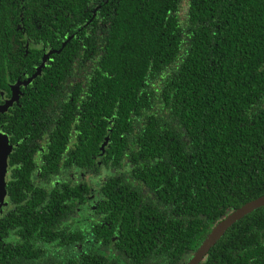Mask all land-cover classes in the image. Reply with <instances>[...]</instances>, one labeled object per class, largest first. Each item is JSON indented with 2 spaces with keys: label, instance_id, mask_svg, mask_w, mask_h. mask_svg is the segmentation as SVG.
<instances>
[{
  "label": "trees",
  "instance_id": "1",
  "mask_svg": "<svg viewBox=\"0 0 264 264\" xmlns=\"http://www.w3.org/2000/svg\"><path fill=\"white\" fill-rule=\"evenodd\" d=\"M182 2L0 0V85L42 65L47 127L0 264H188L264 195V0ZM200 264H264V205Z\"/></svg>",
  "mask_w": 264,
  "mask_h": 264
},
{
  "label": "flooded vegetation",
  "instance_id": "2",
  "mask_svg": "<svg viewBox=\"0 0 264 264\" xmlns=\"http://www.w3.org/2000/svg\"><path fill=\"white\" fill-rule=\"evenodd\" d=\"M29 46L30 43L27 42L25 47ZM18 49L21 50V46ZM40 67L42 69V65L35 64L33 72L27 69V65L23 66L24 70L19 67L14 78L10 75L5 85H0V107L7 106L5 110L0 111V155L8 149L6 193L3 197L0 196V231L5 215L9 213L13 215V211L16 210L15 200L9 194V187H18L20 175H28V187L40 184L45 177L42 171H45L46 165V114L40 95L41 90L36 85L38 77L42 75L41 69L40 73L33 77ZM89 197L91 198L89 202H81L83 204L81 208L78 206V210L85 213L86 219L91 221L95 218L93 211L97 206L93 195ZM3 235L9 236V233H0V238ZM86 235L89 237L92 232ZM113 241L115 242V239Z\"/></svg>",
  "mask_w": 264,
  "mask_h": 264
},
{
  "label": "water",
  "instance_id": "3",
  "mask_svg": "<svg viewBox=\"0 0 264 264\" xmlns=\"http://www.w3.org/2000/svg\"><path fill=\"white\" fill-rule=\"evenodd\" d=\"M40 69L34 74L35 77L40 73ZM13 100L10 101L12 103ZM7 106L0 107V111H3ZM107 140L102 144L101 150L104 152ZM7 155L6 152L0 155V196H4L6 193L5 189V174L7 167ZM264 205V195H261L253 200L248 201L244 205L232 210L230 213L226 214L222 220L215 224L212 230L209 232L205 240L201 243L199 248L195 251L192 258L189 260L188 264H200L206 257L210 249L216 244V242L225 234V232L238 220L242 219L254 210L262 207Z\"/></svg>",
  "mask_w": 264,
  "mask_h": 264
},
{
  "label": "rangeland",
  "instance_id": "4",
  "mask_svg": "<svg viewBox=\"0 0 264 264\" xmlns=\"http://www.w3.org/2000/svg\"><path fill=\"white\" fill-rule=\"evenodd\" d=\"M187 7H188V3H187V0H183L182 2V6H181V16H185V12L187 10Z\"/></svg>",
  "mask_w": 264,
  "mask_h": 264
}]
</instances>
